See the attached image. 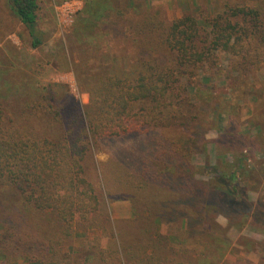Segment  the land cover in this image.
Segmentation results:
<instances>
[{
    "label": "trees",
    "instance_id": "obj_1",
    "mask_svg": "<svg viewBox=\"0 0 264 264\" xmlns=\"http://www.w3.org/2000/svg\"><path fill=\"white\" fill-rule=\"evenodd\" d=\"M10 1L37 46V0ZM255 2L252 6L225 2L221 13L206 20L208 29L190 14L166 26L157 17L138 16L133 11L130 28L141 41H148V35L157 39L155 48L164 54L163 62L146 60L137 70L111 71L113 78L105 87L108 94H101L99 89L100 94H91L89 105L76 100L69 106L65 98L53 100L56 94H39L38 99L23 103V114L14 116L8 105L0 104V186L21 198L9 207L1 204L0 211L6 214L0 219V264H21V259L51 263L60 251L57 248L73 240L72 222L84 231L93 226L101 232L93 242L91 259L96 264H130L124 261V251L146 253L143 240L136 245L125 241V232L116 228L104 194L92 179L88 159L92 148L104 139L136 142L112 161L119 167L115 185L134 202V221L150 220L156 225L157 218H162L170 222L190 199L191 203L200 199L208 204L218 200L226 208L246 203L231 168H220L217 199L212 196L211 184L194 179L191 155L203 131L195 126L200 114L192 112L196 104L191 89H195L192 78L199 75L197 71L217 66L220 53L232 61L235 79L257 83L255 73L264 67V0ZM103 20L96 17L90 25L96 27ZM183 79L191 83L185 84ZM249 84L243 91L254 94ZM35 111L48 122L49 130L38 129L37 119L41 117ZM215 142L216 149H222ZM136 186L143 187L144 192L139 193ZM108 187L113 189L110 182ZM36 219L53 222L46 245L32 242L29 236L33 228L35 231ZM189 233L178 226L166 234L145 231V240L152 244L155 254L137 258L134 264H160L164 257L158 252L167 240L169 244L176 235L184 242ZM101 235L109 237L114 247L104 248ZM116 244L131 249L122 250Z\"/></svg>",
    "mask_w": 264,
    "mask_h": 264
},
{
    "label": "rangeland",
    "instance_id": "obj_2",
    "mask_svg": "<svg viewBox=\"0 0 264 264\" xmlns=\"http://www.w3.org/2000/svg\"><path fill=\"white\" fill-rule=\"evenodd\" d=\"M227 1L249 6L256 3L255 0H37L36 30L40 41L34 46L28 29L14 14L11 1L0 0V104L8 105L14 116L23 114V103L38 99L39 94H56L53 100L65 98L69 106L76 100L89 105L91 94H100L99 89L101 94H108L105 87L110 84L113 71L137 70L143 61L165 60L164 54L155 48L154 36L148 35V41H141L130 28L134 12L138 16L157 17L166 26L190 14L208 29L206 20L221 13ZM99 16L104 20L96 27L90 25ZM81 33L84 37L78 35ZM197 73L192 78L196 89V92L191 89L196 104L192 112L200 114L195 126L202 129L203 135L198 136L200 142L191 155L194 179L211 184L212 196L217 199L220 168H231L246 203L226 208L218 200L208 204L198 199L192 204L190 199L170 222H163L162 218H157L156 225L150 220L134 221V202L115 185L119 167L112 161L136 142L104 139L92 148L88 159L92 179L104 194V204L116 228L125 232V241L134 245L138 240L145 242L144 254L124 251L126 263L134 264L137 258L155 254L152 244L145 240V231L166 234L178 226L190 233L184 242L176 235L169 244L167 240L158 252L164 257L160 264H264V67L255 73L257 83L249 81L254 94H245L243 87L250 84L235 79L232 61L224 53H220L217 66ZM183 80L185 84L191 83ZM37 114L41 117L37 115L38 129L49 130L48 122L39 111ZM215 141L222 149H216ZM136 190L144 192L143 187L136 186ZM20 199L11 189L0 186V208L2 203L9 207ZM5 214L0 211V219ZM194 214H198V220ZM34 224L35 231L33 228V233H29L32 242L48 244L53 222L36 219ZM71 228L73 240L57 248L60 251L51 263L39 264H96L91 259L93 242L101 232L93 226L84 231L75 222ZM101 237L104 248L114 247L109 237ZM116 246L122 250L130 248L123 244ZM21 264L34 263L21 259Z\"/></svg>",
    "mask_w": 264,
    "mask_h": 264
}]
</instances>
